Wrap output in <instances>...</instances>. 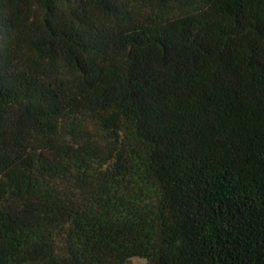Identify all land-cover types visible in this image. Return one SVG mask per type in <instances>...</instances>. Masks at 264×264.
Instances as JSON below:
<instances>
[{
  "label": "trees",
  "instance_id": "obj_1",
  "mask_svg": "<svg viewBox=\"0 0 264 264\" xmlns=\"http://www.w3.org/2000/svg\"><path fill=\"white\" fill-rule=\"evenodd\" d=\"M264 264V0H0V264Z\"/></svg>",
  "mask_w": 264,
  "mask_h": 264
},
{
  "label": "rangeland",
  "instance_id": "obj_2",
  "mask_svg": "<svg viewBox=\"0 0 264 264\" xmlns=\"http://www.w3.org/2000/svg\"><path fill=\"white\" fill-rule=\"evenodd\" d=\"M126 264H148L146 260L140 259V258H134L131 259L128 263Z\"/></svg>",
  "mask_w": 264,
  "mask_h": 264
}]
</instances>
